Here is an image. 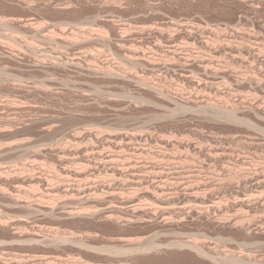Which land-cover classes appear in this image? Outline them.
Instances as JSON below:
<instances>
[{
  "label": "rangeland",
  "instance_id": "374dc122",
  "mask_svg": "<svg viewBox=\"0 0 264 264\" xmlns=\"http://www.w3.org/2000/svg\"><path fill=\"white\" fill-rule=\"evenodd\" d=\"M258 2L0 0V192L17 199L14 204L0 194V264H213L187 249L169 245L195 239V234H206L222 240L207 237L198 240L220 250L247 253L238 244L244 240L259 241L238 229L223 225L209 227L205 218L195 222L179 213L169 217L170 221L179 223L171 228L163 225V217L154 218L150 213L132 214L125 199L134 192L143 196L145 187L151 193L160 187L161 196L179 199L170 206L192 208L193 203L182 200V196L190 192L191 186L215 181L216 169L222 171L210 163L201 166L185 159V144H197L209 134L232 135V126H214L209 120L195 119L190 112L173 120L165 118L169 106L153 105L156 97L141 79L152 86H162L179 102L209 97L212 101L229 100L237 104H248L253 99L263 105V87L221 86L218 80L204 76L198 67H179L175 64V55L170 53L176 49L181 59H190L189 63L196 64L198 59L204 58L211 61L204 60L209 68L230 67L232 70L236 62L230 60L232 64H229L231 56L226 53L231 47L233 54L238 56L235 48L242 43L240 37L245 36L264 54V37H254L258 27L264 29V2ZM158 28L165 34L177 35L176 41L166 35L159 40L161 51L151 49L148 43L155 40L154 35L145 34V30L150 33ZM186 30L191 31V36L186 35ZM202 40L210 47L202 45ZM227 43L230 47H226ZM133 47H138L137 52L143 59L174 68L129 64L128 51ZM240 64L237 60L235 65ZM107 71L112 72L113 77L104 76ZM180 76L207 82L208 90H195ZM54 128L58 129L56 133ZM87 131L96 134L98 142L88 138L78 142L72 140L71 135L80 133L83 137ZM112 133L145 136L142 141L119 139L126 147L114 150L101 141ZM242 138V142L246 140L243 143L245 152L249 148L246 156L258 160L256 169L258 166V169L264 168V136L256 134L251 139ZM87 145H97L106 155L119 154L121 164L131 162L136 170L146 171L159 162L156 154L163 152L169 157L168 161L161 162L164 178L148 181L134 191L129 189L130 178L110 170L115 163L92 161L90 154V167L87 162L79 161L81 156L77 155L76 161L60 163L58 160L63 155L59 152L61 147L73 150ZM182 168L183 171L201 170L202 176L206 174L207 177L199 178L201 182L198 178L197 182L190 178L176 183L175 178ZM226 177L222 180L224 183L229 180ZM103 182L114 184L115 189L110 192L93 190ZM171 183L175 184L170 186ZM249 194L243 197L256 199L261 196L258 192ZM229 202L221 203L226 206ZM136 204L148 212L156 206L147 196L141 197ZM41 205L54 207V210H37ZM238 210V207L233 208L230 215L241 217L243 211ZM244 214L255 216V219L257 216L264 218V212L253 214L247 210ZM50 237H63L66 241L55 244ZM43 238L51 242L42 241ZM123 240L142 242V245L120 251L124 245L119 242ZM252 252L264 256V246L254 247Z\"/></svg>",
  "mask_w": 264,
  "mask_h": 264
},
{
  "label": "bare ground",
  "instance_id": "6f19581e",
  "mask_svg": "<svg viewBox=\"0 0 264 264\" xmlns=\"http://www.w3.org/2000/svg\"><path fill=\"white\" fill-rule=\"evenodd\" d=\"M251 1L264 2V0H251ZM262 2L259 4H262ZM255 31L256 33L254 32L255 33L254 37L259 38V39L264 37L263 27H258ZM146 32L147 31L145 30V34L154 35L153 37L155 40H153L152 42H149L148 44L151 46V49L155 51L162 50V45L160 44L159 40L161 39L163 40L165 35L167 38L172 39L173 41L177 37L176 34H172V33L165 34V32L161 28H158L157 30L154 29V31L152 30L150 33L149 31L148 33ZM185 32H186V35L191 36L190 30H186ZM142 33L144 34V32ZM240 38L242 40V43H240L235 48L237 49L236 53H238V56L233 54V50L229 46L228 43H227L228 45H226V47H230L229 48L230 52L226 53L231 56L230 59H228L229 57L227 58L229 61L228 63L232 64V62L234 61L237 63V60H239V63H241L239 66L235 65L236 63L234 65L232 64L231 66L232 70L230 69V67L229 69H223V70L209 68L210 65H208V62L206 63V61H204V60H207L204 58L203 60L198 59L196 61V64L189 63L190 59L187 57L181 59V57L177 54L176 49L175 50L172 49L173 51L171 50L170 53H172V55H175V58L177 59L175 60L174 58L175 64H177L179 67L181 68L198 67L199 71L202 72L204 76H207V77L209 76L213 80H218L219 81L218 84H220L221 86L242 88L243 86L250 85L251 87L258 86V87L264 88V80H262L260 76L262 75L264 77V54L261 53L260 49L256 48V45L254 46V44H251V42L249 41L247 37L242 36ZM202 45H204L206 48L210 47L209 43L206 42L205 40H202ZM120 47L125 48V45H120ZM134 47L128 51L127 61L129 64H132L134 66L139 65V64H144V65L149 64L152 68L159 67L162 69L174 68V66L168 65L166 63H160L156 65L148 59H143L141 55L137 52L138 47H136L135 49ZM211 49L214 50L213 48ZM212 53L214 54V52H210V54ZM230 60L232 62H230ZM207 61H210V60H207ZM235 68H239V70L240 68L241 69L244 68V70H240L242 72H239V71H235V70H238ZM248 72H251V74L250 75L247 74ZM103 74L104 76H107V77H110V75L111 77H113V74L110 71L109 72L107 71ZM121 78H123V76ZM180 79L187 82L191 87L196 88L195 90L197 89H199L200 91L208 90L207 82H203V83H201L200 81L196 82L192 80L191 78H189L188 76H180ZM124 80H127V79L125 78ZM141 81L146 86H148L147 87L148 91L154 97H156V101L153 103V105L160 106V104H162V105L169 106L168 108H166L167 114L166 116H164L165 118L173 120L176 117L184 116L185 113L190 112L192 115H194L195 119L209 120L211 122V125H214V126L215 125L221 126L223 124L224 126H226V124L228 126L231 125L233 131L232 130L230 131H232L233 134L232 135H229V134L217 135L218 136L217 137L214 135L215 133L214 132L213 133L214 136L209 134L205 137H202L201 140L197 144L190 143V142L185 144V148L187 152L185 159L190 160L191 162L195 164H199L201 166L206 163H210L212 165H215V167L219 166V168L222 169V171H219V170L217 171L216 169L217 167L215 168L217 174L215 172L214 176L217 177L215 179V181L217 182H215L214 180L213 181L211 180L212 182H210L208 180L209 182L207 181L203 183V185L201 183L202 186L200 185L198 186V184H196L189 188L190 192L188 194H184L182 196L181 198L182 200L193 203L195 208L194 207L192 208L191 207H188V208L180 207L179 209H176L170 205L175 204V202L179 199H176V198L173 199L172 197L161 196L160 194L163 190L160 187H158V189L152 193L148 191L147 187H145L144 188L145 192L142 195L145 197L147 196L148 199L151 198L152 204L156 206H154L153 208H150L151 212H148L147 210H143L139 208V206L136 203L143 196L138 195L134 192L131 196L125 198L127 199L126 202L128 204V207L131 206L130 212L132 214H137V215H146V213H150L154 218L163 217V221H162L163 225H169L171 226V228L178 225L179 223L175 221H170L169 217L175 213H179L182 216H186L188 220L195 221V222H198L200 221V219L205 218L207 220V226L209 227H216V226L223 225V226H226L232 229H236V230L238 229L239 231L246 232L247 234L253 235L255 238L256 237L259 238L257 239L259 240L258 242L257 241L253 242L252 239L254 238L250 237L252 241L244 242L246 241L244 240L243 242L238 244L239 246L244 247L247 253L236 252L231 249L220 250V249H217L216 246H210L209 244L203 243V241L198 240V238H201V237L203 238L207 237L211 240H218V241L222 240L219 237L214 238L206 234H202V235L195 234V239L180 240V242H182L183 244L178 243L179 241H176L175 243H171L169 246H174L175 248H178V249L180 248L187 249L195 253L197 256L201 257L202 259L211 261L213 264H264V256L256 255L252 252V248L254 247L259 248L261 246H264V218L257 216V218L255 219V216L249 217L248 215L244 214V211H247V210L249 212H253V214L264 212V168L262 167V169H258L259 168L258 166V168L256 169L258 160L252 157L250 159L248 158V156H246V152L249 150V148H247L248 150L245 152L246 147L244 148L243 143H245L244 141L246 140L242 142L243 140L242 137L251 139L256 134H261L262 136H264V104L261 105L257 103L258 102L257 99H256L257 101H253L252 99L250 103L247 102L248 104H244V102L243 104H239V103L237 104L235 102L229 103L230 102L229 100H228L229 102L228 101L227 102L226 101L216 102L215 100L212 101L209 97L203 98L200 101H197V98L195 97V101L187 100L184 102H179V100L176 98L172 99V97H170V94H168L162 86L161 87L152 86L144 78L141 79ZM53 120H55V118ZM49 121L51 122V120ZM57 121L58 120H56V122ZM214 126L212 127L214 128ZM49 130L51 129L49 128ZM49 130L48 132L50 134ZM56 130L58 129H55V128L53 129L55 133H56ZM79 134L71 135L72 140L75 142H78V140L81 141V139L83 138H88L92 140L95 139L98 142L97 135L92 133L91 131L85 134L83 137L81 136L83 134L81 135ZM144 136L140 134H131V133H116V134L112 133V134H107L105 137H103L102 135L104 139H102L101 141H104V144L108 143L107 145L109 146L111 145V147L114 148V150L115 149L117 150V148L120 149V148H123L124 146L126 147V145H122L120 143L121 141L119 139H127V142H130L131 140L132 141L133 140L142 141ZM185 142H188V141H185ZM162 143L165 144L166 141H162ZM95 144H92V145H95ZM251 144H254V143H251ZM92 145H87L82 148H76L73 150L69 148L65 149V147L64 148L61 147L59 151L60 155L62 153L65 157L61 155L63 157L60 158L61 157L60 156L58 160L60 161V163H64L65 161L72 162V161L78 160L76 159L78 158L77 156H81L79 157L80 158L79 161L81 160V161L87 162L88 165L91 163V160L95 162L100 160V161H105L108 163H115L114 167L112 166L110 170L119 176H123V177L127 176V178H130V180L128 181L129 189H132L134 191H137L140 188V186H142L144 183H147L148 181L153 182V179L162 180L164 178L163 173L161 171L164 165H162L161 162L164 160L168 161L169 157L166 156L163 152H158L156 154L155 158L159 159V162L153 163L150 166V170L146 171V169L136 170L134 166L135 164H132L131 162L121 164L120 163L121 155L116 154V153L106 155L98 149L97 145L96 147ZM78 146L80 147V145ZM128 147L129 145L127 143V150L129 149ZM137 152L140 153L141 150L137 149ZM89 154L90 156H92L91 160L88 157ZM152 169L153 171H151ZM141 172H146L149 175L143 176ZM202 174H203V171L201 170L197 171L196 169H187V170L185 169L183 171V168H182L181 172L178 174V177L175 178L176 179L175 182L177 183V181L180 179L182 180V179H190V178L191 179L195 178L194 180H196L197 178L199 179V178L206 176L205 173H204L205 176H202ZM225 176H227L228 178L227 177L226 178L229 180L228 181L226 180L227 182L224 183L225 180L224 181L222 180ZM198 181L201 182L200 179ZM118 184L121 185L122 187L124 186L123 183H118ZM174 184L175 183H171L170 186ZM162 188L165 190L164 187ZM114 189H115L114 184L103 182L101 186H98V188H94L93 190L95 191L105 190L107 192H110ZM204 189H206L207 191H205L203 194H200V192ZM213 190H217V193H214ZM78 191L79 190H77V192ZM228 192H230L231 194L228 195ZM251 192L252 193L258 192L261 194V196H258V198L256 199L254 197L249 198V196L248 198L243 197V196L247 197V194L249 193L251 194ZM0 194L5 196L10 202L17 204V199L11 194L4 193V192H0ZM222 201L223 202L230 201V202L229 204L227 203L228 205L226 204V206H224L221 203ZM22 207L27 208L28 206L24 205ZM237 207L241 211H243V214H241V217L238 216L236 218H233L232 215H230V212H232L231 210L233 208L237 209ZM39 208L37 210H40V211L45 210V211L52 212L54 210L53 209L54 207H48V206L42 207V205H41V209ZM240 210L238 211L240 212ZM51 239L53 242H55V244H57V242H60V241L61 242L66 241V239L63 237H59V238L52 237ZM46 240H50V239L43 238L42 241H46ZM228 240H231V239H227L226 241ZM123 241L122 243L119 242L120 244L124 245L120 247L121 248L120 251L121 250L124 251V248H127L126 251L132 250L135 248H139L142 245V242H127L125 240ZM72 243L81 244L82 242L81 243L72 242ZM220 243L224 244L225 242H220Z\"/></svg>",
  "mask_w": 264,
  "mask_h": 264
}]
</instances>
